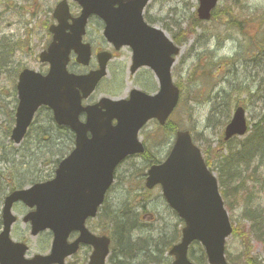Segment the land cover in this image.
Instances as JSON below:
<instances>
[{
  "label": "rangeland",
  "instance_id": "1",
  "mask_svg": "<svg viewBox=\"0 0 264 264\" xmlns=\"http://www.w3.org/2000/svg\"><path fill=\"white\" fill-rule=\"evenodd\" d=\"M59 1L0 0V145L3 146L0 152V188L3 195L11 187L29 185L34 175L51 173L50 168L42 164L44 159H40L38 164L35 161L38 154L45 150L42 141L37 155L34 149L29 148L26 152L25 163L32 167L29 170L20 169L21 154L18 157L9 154L19 147L12 143L7 131L13 123L12 111L16 108L18 98L16 83L19 71L29 67L45 72L48 68V65L38 60V55L51 40L48 26L55 22L52 13ZM68 2L72 14L77 15L79 5L73 0ZM198 4L199 0H151L145 8L149 23L158 26L182 46L172 72L174 82L182 91L181 102L170 122L178 129L192 133L205 158L213 164L212 171L217 177H222L224 190L229 191L234 186L233 199L229 201L231 209L228 211L231 221L237 227L240 226V231L227 240L229 263L246 264L252 259L255 264H264V241L258 240L253 234L252 221L243 217V210L245 212L246 209H259L264 216V167H257L259 163L256 159L252 160L251 166L246 162L237 163V157L233 155L250 137L254 124L264 116V73H261L264 71V0H221L216 18L208 22L197 19ZM228 10H233L232 14ZM251 12L258 15L252 16ZM97 23V20L91 21L86 40L95 47H108ZM226 27L232 30L226 37L233 43L231 47L229 42H223L219 37ZM130 56V49L124 48L111 63L109 75L96 90L92 101L105 95L126 98L131 89L137 87L151 93L159 90L150 70H142L134 76L130 74ZM238 105L246 109L250 131L243 137L225 142L224 129ZM48 123L45 111L38 115L27 145L37 143L40 126L48 128ZM174 137L175 133L166 126L160 127L156 121H150L141 132V139L150 154L159 160L167 156ZM47 148L51 150L53 146L48 145ZM8 157L15 163L5 162ZM147 163L143 156H135L120 166L119 184L109 194V207H116L122 199L132 198L137 209L131 212L140 214L143 234L167 233L171 238L182 228V222L168 208L160 187L154 188L152 192L144 188ZM233 168L240 175H234ZM3 195L0 196V209ZM144 207L147 211H144ZM24 211V206L16 205L14 213L20 220L13 227L12 237L18 241H28L30 255L48 253L51 236L44 233L32 238L31 228L22 222ZM88 225L94 232H98L101 226L98 220ZM191 253L196 262L207 264L199 246H194ZM84 257L81 251L77 257L70 258L68 264H84ZM134 257L132 260L122 256L126 259L125 264L144 263L141 256Z\"/></svg>",
  "mask_w": 264,
  "mask_h": 264
},
{
  "label": "water",
  "instance_id": "2",
  "mask_svg": "<svg viewBox=\"0 0 264 264\" xmlns=\"http://www.w3.org/2000/svg\"><path fill=\"white\" fill-rule=\"evenodd\" d=\"M84 9L73 24L68 23V4H58L54 16L59 25L52 27L55 41L49 50L41 55L42 61H50L51 69L47 76L25 69L20 75L18 90L20 95L17 112V129L14 139L21 140L23 133L34 113L41 105H50L59 125L65 124L77 132L76 149L61 163L57 177L51 182L36 184L29 190H20L9 194L5 201L4 231L0 236V245L10 247L8 236L10 226L15 221L11 215L12 204L20 199L39 206L33 221L39 230L50 227L56 235V242L65 246L66 236L81 229L83 240L93 243L97 250L90 264H104L108 253L109 240L96 238L84 229V221L89 215H95L106 190L113 182L114 168L129 153L144 151V145L138 141L139 129L150 118L165 123L179 98V89L172 83L171 65L179 49L159 29L151 28L142 19V10L148 0H133L126 6L114 8L115 3L122 5L124 0H76ZM200 18L209 19L212 8L218 0H200ZM107 14L106 35L117 38L122 43L134 46L135 65H149L161 82L159 94L151 96L135 90L131 98L124 100L102 99L91 107L81 106L79 90L84 96L93 89L106 74V63L110 55L100 58V69L89 75L68 74L66 65L72 49L78 53L79 62L88 64L91 48L82 43V34L90 13ZM104 14V15H106ZM70 28V32L67 30ZM85 111L87 121L81 123L79 114ZM117 119V125L112 121ZM91 131L92 138L87 136ZM226 140L234 135L247 132L245 110L238 107L232 122L226 129ZM173 150L161 165H153L149 171L147 186L162 185L163 193L169 205L177 210L186 221L183 238L173 247L171 254L176 256L173 264H193L188 260V247L192 241L204 243L210 264H227L225 258V239L232 234L228 212L214 175L205 165L199 148L191 141L189 132H178ZM39 200V201H38ZM36 233V230L35 232ZM22 254L26 247L20 246ZM60 257L76 251L67 247ZM21 254V256H22ZM17 256V255H14ZM19 257V256H18ZM49 257L37 256L26 264H49ZM61 258V259H62Z\"/></svg>",
  "mask_w": 264,
  "mask_h": 264
},
{
  "label": "trees",
  "instance_id": "3",
  "mask_svg": "<svg viewBox=\"0 0 264 264\" xmlns=\"http://www.w3.org/2000/svg\"><path fill=\"white\" fill-rule=\"evenodd\" d=\"M253 132L250 134V137H248L243 143L238 151L237 155L234 153L233 155L238 156L236 158L237 163H248L249 166L252 164V160L256 159V161L259 163L257 167L262 166L264 167V119L260 122V124H255L253 126ZM234 169V175L239 174V171ZM254 169L252 168L251 171ZM243 183V181H242ZM223 184V180H222ZM237 189H241L240 187H237ZM230 207V205H229ZM245 208H250L245 206ZM244 208V209H245ZM253 209V208H252ZM122 207L120 208V212L109 210L107 212V222L110 224H116V233L119 235H116V240L118 241V245L120 243L125 244L128 247H131L130 245H136V243L132 244L133 236H138L139 234L136 233L138 230L134 229L136 227V219L133 218L129 213H123ZM259 211V212H258ZM244 216L247 218H250L253 224V232L257 234V237L261 240H264V227H262V222L264 220V216L262 212L258 209H246L245 212L243 211ZM256 227V228H255ZM240 226L236 227V232L240 231ZM120 247V246H119ZM116 249V246L113 247V255L112 257H119L120 254L124 253V250ZM139 247H137L138 249ZM117 251V254H116ZM125 253H128L127 251ZM131 253H129L130 255ZM249 264H255L253 260L247 261Z\"/></svg>",
  "mask_w": 264,
  "mask_h": 264
},
{
  "label": "bare ground",
  "instance_id": "4",
  "mask_svg": "<svg viewBox=\"0 0 264 264\" xmlns=\"http://www.w3.org/2000/svg\"><path fill=\"white\" fill-rule=\"evenodd\" d=\"M230 13H232L233 12V10H228ZM252 13V16H256V15H258V13H255V12H251ZM227 29V30H226ZM226 29H225V31H227V32H223V33H221V35L222 36H220L219 35V37L220 38H222V40H223V42L225 41V42H229V47H231V46H233V43L230 41V40H228V39H226V37L228 36V34L229 33H231V31L232 30H230L229 29V27H226ZM225 37V38H224ZM224 38V39H223ZM261 73H264V71H261ZM262 77L264 78V74L262 75ZM264 80H262V82H263ZM264 119V116L261 118V120L257 123V124H260V122L262 121ZM120 246H121V250L123 249L124 250V255L125 256H129V253H131V254H133L134 256L135 255H137V253H138V249H137V246L135 245V246H131V247H128V246H126L125 244H122V243H120ZM128 252V253H125V252ZM130 254V255H131ZM131 257L130 259H132V260H134L135 259V257Z\"/></svg>",
  "mask_w": 264,
  "mask_h": 264
},
{
  "label": "flooded vegetation",
  "instance_id": "5",
  "mask_svg": "<svg viewBox=\"0 0 264 264\" xmlns=\"http://www.w3.org/2000/svg\"><path fill=\"white\" fill-rule=\"evenodd\" d=\"M77 238V236H76V234H74L73 236H72V240H74V239H76Z\"/></svg>",
  "mask_w": 264,
  "mask_h": 264
}]
</instances>
